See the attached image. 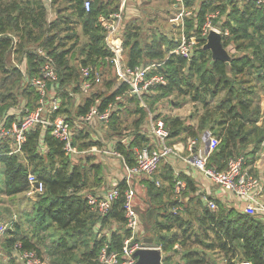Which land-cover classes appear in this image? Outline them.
I'll return each instance as SVG.
<instances>
[{"label":"trees","instance_id":"obj_1","mask_svg":"<svg viewBox=\"0 0 264 264\" xmlns=\"http://www.w3.org/2000/svg\"><path fill=\"white\" fill-rule=\"evenodd\" d=\"M66 1L70 3L67 10L76 8L78 17L83 21V32L88 36L87 43L81 47L84 56L78 65L72 63L74 55L71 52L76 43H68L73 37L69 32L74 28L68 23L67 17L61 16L59 24L48 23L46 4L42 0H0L1 84L4 86L10 82L21 85L19 97L12 91L0 94V120L6 118L9 126L16 119L9 110L20 104L19 98L26 100L23 116L26 110L36 109L39 100L35 88L25 81L22 72L6 65V56L13 48V36L18 40L15 49L17 59L26 58L27 77L39 76L45 62V57L37 53V48H42L53 57L58 93L63 100L54 115L60 114L70 121L73 99L67 88L72 87L77 91L81 87L84 80L82 68L90 67L100 73L105 58H112V53L104 43L106 31L97 23L99 15L104 13L103 8L94 4L87 11L85 0ZM215 12L219 15L213 19V24L225 17L220 28L229 32L223 38V44L232 55L230 65L220 60L213 61L211 52L203 49L205 37L200 35L201 29L207 15ZM185 31L187 35L196 34L200 41L191 61L164 52L161 48L165 42L163 38L156 37L151 45L143 49L139 41L132 42L136 33L127 32L125 46L129 49L128 65L134 67L146 61L159 63L152 74H162L167 79L166 85L152 86L150 92L154 94L144 93L143 98L149 102L153 99L150 102L152 106L160 98L176 94L202 105L196 126L179 117L165 116L163 121L168 130V139L181 135L190 137L196 141L195 150L202 145V136L207 131L220 139L219 146L208 157V167L222 171L231 158L240 156L247 163L254 161L264 141V121L258 125L261 107L254 105L257 96L254 81L262 84L264 89V6L253 0H207L202 3L194 19H185ZM175 44L167 42L169 47ZM259 70H262L261 74ZM107 76L102 82L104 90L91 93L76 112L78 115L86 114L96 99H99L100 111L113 104L108 123L109 135L124 136L122 112L128 111L127 105L132 104L134 109L130 113L137 116L133 122V136L128 144L119 141L116 150L128 165H133L134 146L143 147L148 143L140 133L147 111L140 105L137 96L128 94L127 83H117ZM117 97L122 99L117 100ZM51 129L41 125L33 127L27 133L22 155H9L8 142L0 145V177L6 195L26 194L30 189V173L45 186L44 192L36 195L32 205L33 235L27 232L19 234L20 224L16 223L15 230L9 228L10 236L6 239L4 250L8 255L15 250L33 251L40 258L42 252L38 243L41 245L42 241L37 231L54 227L59 236L48 251L51 258L48 264H95L105 247L120 254L124 239L130 235L125 226V199L122 195L126 188L125 182L119 183L120 196L105 215L92 210L83 191L101 182L99 176L102 166L91 163L90 158L85 164L72 162L65 156L63 143L51 134ZM87 139V134H77L74 140L77 149L99 144ZM250 144L253 145L252 149L246 151ZM162 161L154 175L159 171ZM155 182L152 179L145 180L148 193L153 198L157 194ZM186 182L189 189H195L192 180L186 179ZM166 183L174 192L173 172H168ZM164 187L161 188L166 190L167 187ZM185 192L171 204L169 201L162 203L163 206L157 212L160 220L152 225L155 244L161 246L165 264H219L211 257L214 253H222L225 264H264V221L261 213L239 212L219 201L216 210L201 205L198 211H193L182 201ZM181 205V212L174 214L171 211V208ZM114 223L118 224L117 229H113ZM34 236L38 237L37 242L33 241ZM177 244L181 250L175 248ZM14 262L18 264L13 255L5 264Z\"/></svg>","mask_w":264,"mask_h":264},{"label":"built area","instance_id":"obj_2","mask_svg":"<svg viewBox=\"0 0 264 264\" xmlns=\"http://www.w3.org/2000/svg\"><path fill=\"white\" fill-rule=\"evenodd\" d=\"M50 1V0H48ZM239 2L244 0H237ZM257 4L264 6V0H253ZM93 0H85L84 7L87 11L90 10ZM192 15L191 11H187L184 7L181 12L171 19L172 22L176 21V25L181 28V37L178 46L171 52L177 56H181L188 61H191L194 57V53L198 45L200 44L199 38L196 34H186L185 31V19ZM218 12L207 15L206 22L201 29L200 35L207 37L211 29L219 31L223 38L229 35L228 30L222 31L221 29L214 27L213 19L217 18ZM112 30V31H111ZM115 31V25L111 27L110 32ZM108 35L107 43L108 49L112 52L113 59L118 66L119 73L122 80L128 84L129 95L137 96L140 100V104L147 108L143 94L150 91V88L156 84H167V79L162 74H152L159 67V63H152L150 65H137L134 67L122 66V53L123 44L119 39H114ZM111 37V41L109 38ZM16 42V41H15ZM37 53L45 57V62L41 67L40 75L34 78H27V82L35 88L39 95L38 107L34 110H26L25 116L21 121H15L10 126L7 123L6 118L0 120V142H8L10 144L9 155L23 154L22 146L26 142L27 133L36 125H41L43 128L51 127V134L63 143V149L65 156L71 160L77 154H99L103 156H116L123 160L124 169L126 174L123 181L126 184L124 193V214H125V226L129 230L130 235L124 239L120 254L111 252L110 249L104 248L95 264H135L137 258L135 257L136 251L148 248L149 245L145 244L143 239L139 238L141 233V221L139 214L135 206V190L133 188V180L139 177H153L156 173L161 160L173 153V149L163 146L162 150L150 147H137L134 149L135 163L128 165L122 154L118 151L110 150L105 147L98 146L96 144L91 145L89 148L79 151L75 145V137L78 134V125L91 124L93 121H98L103 125H108L111 111L114 108L113 104H110L107 109L100 111L98 108L99 99H96L95 104L90 107V110L80 115L74 121L68 120L62 115L55 116L54 114L60 108V101L58 98L51 96L50 87L57 86V73L55 70V61L52 56L48 55L42 48H37ZM82 81L81 88L84 91H89L93 86L101 82V75L98 71L93 70L90 67L82 68ZM121 97H117V100H121ZM48 115L45 116V113ZM150 129L158 140L163 144L168 137V130L165 127L164 121L157 119L156 121L151 117ZM202 143L206 145V150L201 146L195 150L196 141L190 139L187 143V149L190 152L189 156L182 159L191 164L197 171L203 175L209 177L215 184L221 186L227 192L234 194L235 196L243 199L247 202L245 212L248 214H254L264 211V205L258 201L255 197V191L258 189L260 181L251 173L246 167L247 161L244 157L231 158L228 161L227 167L222 171H217L211 167H208V157L210 153L215 150L219 144L220 139L207 131L202 136ZM44 151V148H43ZM262 152L264 155V141L262 142ZM28 183L30 189L26 192V195L31 199H34L36 195L42 194L45 190L43 182L38 181L34 174L28 175ZM119 184L113 185L111 188L103 190L98 194L85 195L88 204L91 209L105 215L112 203L120 196ZM186 190V183L179 177V174L175 176L174 194L177 198L181 197ZM206 205L211 210L218 208L214 201L205 199ZM183 210V207L176 206L172 208V212L177 214ZM6 226L0 225V232H5ZM98 231V229H97ZM159 249L162 254V264L164 252L161 246H154ZM175 248L179 250V245H175ZM120 256V257H119ZM14 257L17 261H21L23 264H44V262L37 257L33 251H16ZM179 257V256H178Z\"/></svg>","mask_w":264,"mask_h":264},{"label":"crops","instance_id":"obj_3","mask_svg":"<svg viewBox=\"0 0 264 264\" xmlns=\"http://www.w3.org/2000/svg\"><path fill=\"white\" fill-rule=\"evenodd\" d=\"M42 1L45 2L46 4L48 23L53 22V23L59 24V20L61 16H65L68 19V23L71 26H73L74 28L73 31L69 32V34H73V37H72V40L71 39L68 40V43L69 44L76 43L75 44L76 46L72 50L71 53L72 55H74V59L72 60V63L75 65L76 64L78 65L84 56L81 54V47L82 45L87 43L88 36H86L83 32V21L82 19L78 17L76 8L67 10L66 7L70 5V3L67 2L66 0H57L56 2H54L55 0H50V1L42 0ZM159 1L161 0H93L92 5L98 4L101 6V8H103L104 13L99 15L97 23L99 25H102L104 27V30L106 31L105 37H104V43H105L106 49L110 53H112L108 49V43H107V38H106L108 35L111 34L112 35L111 37H113L114 39H119L122 41L123 53H122L121 62H122L123 67L124 66L131 67L128 65L129 49L125 46V36L128 31H131V33H136L135 34L136 36H133L132 38V42H134V40L139 41L140 46L143 49L151 45L154 42L156 37H160V39L163 38L165 42H163V45L161 46V48L164 52L166 53L169 52V55H171V52L178 46L179 40L181 37V28L179 26H177L175 23L172 24L174 28L172 30H175L172 36V33H171L172 31L169 33L167 31H161V32L159 31L160 33H158V30L160 28L156 27L153 23L149 24L150 23L149 21L154 22L155 16L157 17L162 16V18H164V16L169 17L167 13L169 12V9L168 10L165 9L163 12L155 11V7L153 6H155V4H158ZM162 1H164V3L166 1H169V3L170 2L172 3L173 1H176V0H162ZM205 1L207 0H184V2L188 5L193 4V3L198 4L197 11L199 10L202 3ZM174 6H177V5H174ZM171 19H173L172 16L169 18V20L171 21ZM113 25H115V31L109 34L111 27L113 28ZM219 29L221 28L219 27ZM147 30H150V33H148ZM141 34H147V38L148 37L152 38L151 41L144 42L143 40H141L140 38ZM111 37L109 38L110 41L112 40ZM12 39H13V48L11 52L6 56V65L7 67H10V68L14 67L20 70L22 72V76H25V79L31 78V77H27L26 58L20 57L18 60L17 55L15 54V49L18 45V40L14 36ZM167 42H174L176 44L174 47H169V45H167ZM111 63H112V68L110 67ZM152 63H150V61H146V62H142L139 65H150ZM100 74H101V82L97 84L100 87H102V82L106 75H108L107 77L110 76V79L113 81H116L117 83L124 82L119 73L118 66L116 65V62L113 59V55H112L111 60H109L108 58H105V61L100 66ZM25 81L27 82V80ZM25 81L23 80V83H26ZM50 89H51V96L58 98L60 101V106H61L63 100H62V97L58 93V87L53 86V87H50ZM96 90L97 89H95L94 87H92V89L89 91H84L81 87H79L77 91L73 90L72 87L67 88L69 95L73 99V102L71 105L72 107L71 110L73 113L72 121H74L80 116L76 112L78 107L83 105L86 101V98L91 93L96 92ZM149 92H146V93L152 94V92L150 93ZM189 103H192L193 105H190ZM196 104L198 103L192 102L191 100L190 102L189 101L183 102L179 105H177L176 103H172L170 106L172 109L169 111H165V112L171 113L172 115H165V116L179 117L182 120H187L188 124L196 126L198 123V115L202 113L201 111L197 114L196 117H194L191 110L193 106ZM24 105L26 106V100L24 101ZM25 106H24L23 111L25 110ZM19 108L20 106L15 107L14 110L12 111L13 113L11 114V115L16 114L15 121L17 122L21 121L22 118L25 116V115L23 116V114L22 116H19V112H20ZM145 109L147 111V117L145 121L143 122V124L140 126V133L144 135L146 139L148 140V143L144 146L150 147V148H157L159 150H162L163 146H167L173 149V153H171L168 156H165L162 159L163 160L162 164L156 175H154L153 177H139L133 180V188L135 190V206H136V209L139 214L140 221H141V233L139 235V238L143 240L145 238H152L154 241V246H157L155 244L156 238L152 232L153 223L157 220H160V217L157 215V212L163 206L162 203H166L169 201L171 204V202L177 199L173 192V188H170L169 184L166 183L168 172H173L174 176H176V174H179L181 176V179L185 181L186 183L185 191L186 192L184 196H182L183 197L182 201H185L186 205L188 204L189 207L193 211L195 210L198 211L201 205L207 207L205 199H209L211 201H214L216 204H217V201H219L229 208H235L237 211L244 213L247 207L246 201L235 196L232 193L227 192L221 186L215 184L209 177L203 175L201 172L197 171L191 164H189L187 161L182 159V157L186 158L189 156L190 152L187 149V143L191 138L190 137L186 138L185 135H181L178 138H169V139L167 138L162 144L150 129L151 117L155 121L160 118L157 117L158 115L154 116L151 113L150 109H148V107ZM46 115H48L47 112L45 113V116ZM161 120H163V118ZM261 122H262V118L258 122V125H260ZM80 132H83L84 134L88 135V139H87L88 141L91 140V141H94L95 143L98 142L99 143L98 146L105 147V148H108L110 150H115V151H117L116 146L119 141L124 142L125 144H128L131 139V136H133V133L130 134V132H127L128 135L110 137L108 125H103L102 123L96 120L93 121L91 124L81 125L79 123L78 134ZM3 143L0 142V145ZM200 146L204 150H206V145L202 143V145ZM135 148L137 147L134 146V149ZM79 151H82V150H79ZM88 158L92 159L91 163L100 164L102 166V171H101L99 178L101 179V182H102L103 178L105 177V183L107 186V188H103V190L111 188L113 185L119 184L120 182L123 181L126 171L124 169L123 160L121 158H118L113 155L103 156L99 154H86V155L77 154L76 156L73 157L72 162L76 163L78 161L79 163L81 162L85 164ZM246 167L251 171V173L256 175V177L260 181L259 187L255 191V197L258 199V201H260L264 205V155L262 152V146L255 160L252 162L249 161L246 164ZM102 172L105 175L102 174ZM147 179H152L153 181L154 180L156 181L155 183L157 187V194L154 195V198L148 193L147 186L145 184V180ZM186 179H190L194 182L195 184L194 190H191L187 187ZM163 185L167 187L166 190L161 188L163 187ZM83 195L85 194L83 193ZM142 197L146 198L145 202L147 204L146 211L145 209H143V212L140 209L141 207L140 199ZM197 214H199V212ZM263 214L264 213H262V215ZM262 219L264 218L262 217ZM145 227L148 228L147 233H145ZM117 228H118V224L114 223L113 229H117ZM148 233L149 235L146 236L145 234H148ZM179 250H181L180 246H179Z\"/></svg>","mask_w":264,"mask_h":264},{"label":"rangeland","instance_id":"obj_4","mask_svg":"<svg viewBox=\"0 0 264 264\" xmlns=\"http://www.w3.org/2000/svg\"><path fill=\"white\" fill-rule=\"evenodd\" d=\"M174 5H177V6H174ZM153 7H155L156 12H158V11L163 12L165 9H167V10L169 9V12H167L169 17L164 16V18H165L164 19V18H162V16H160V17L155 16L154 22L149 21L150 22L149 24L153 23L156 27H159L160 29L158 30V33H160L161 31H167L168 33L172 31L171 33L173 36V33L175 32V30H172V29H174L172 24L173 23L176 24V21L171 22L169 20V18L172 16V18L174 19V17H176L181 12L182 8L184 7L187 11L192 12V15L189 16L188 19H194L195 14L197 12L198 4L193 3V4L188 5L184 2V0H176V1H173L172 3L171 2L169 3V1H166L164 3V1L161 0V1H159L158 4H155V6H153ZM222 19H223L222 21H219L218 23H214L212 25L214 27L219 28L221 26V24L223 23V21L225 20V17H223ZM147 31H148V33H150V30H147ZM140 38L144 42L151 41V39H152L151 37L147 38V34H141ZM144 39H146V40H144ZM1 80H2V74H0V94L1 95L2 94L5 95L8 92L12 91L14 94H17L19 97L20 91H21V88H20L21 85L19 83L14 84V83L7 82L3 86L1 84ZM254 84L257 86V96L254 98L255 99L254 105H258L261 107V118L264 121V89H263V85L257 83L256 80L254 81ZM94 88L97 89L96 92H100L102 89L104 90V88L100 87L99 85H95ZM152 94H154V92H152ZM0 98H1V96H0ZM19 101H20V104L15 106V107L20 106L19 116H22L23 109L25 106L24 105L25 99L19 98ZM187 101L190 102V98H182V97L177 96L176 94H173L170 97L167 96L165 98H160L159 101L155 102L151 106L150 102L147 100L145 101V99H144V102H145L146 106L148 107V109H150L151 113L154 116L158 115V118H160V119H162L163 116H165V115H172L171 113L165 112V111H169L172 109L170 107L172 103H176V104L180 103L181 104V103L187 102ZM189 104L193 105L192 103H189ZM15 107H13V108H11V110H9L10 114L13 113L12 111L14 110ZM127 107H128L127 108L128 111L122 112V124H123L122 128H123L124 135H128L127 132H130V134L133 133V122H134V119H136V117H137L135 115H132V113H130V110L134 109V106L132 104H128ZM191 111H192V114L194 115V117H196L197 114L202 111V105L200 103L194 105ZM252 147H253V145H251V144L248 145L246 147V151L252 149ZM76 163H79V162L77 161ZM0 169H1V165H0ZM103 172H102V174H104ZM1 181L2 180L0 177V225L6 226V231L0 232V264H5L9 261V258H11L14 255L13 251H12L11 255H8L6 253V251L4 250V245L6 244V239L10 236L9 228H12V230L13 229L15 230L14 225H16V223H19L20 224V230L18 232L19 234H21L23 232L24 233L27 232V233L33 235L32 232H33L34 228H33L31 219L33 218V215H34V213L32 211L33 210L32 205H33L35 200L31 199L30 197H28L24 193L23 194L21 193V194L15 195V196L6 195L4 193L3 184ZM103 188H107L106 183H105V177L103 178L102 182H100L98 185H94V186L86 188L83 193L85 195L87 193L98 194V193H101L103 191ZM145 199L146 198H143V197L140 199V206H141L140 209L142 212H143V209H145V211H146V207H147ZM260 213L262 214V213H264V211L260 212ZM261 216L264 218V214ZM263 221H264V219H263ZM147 229L148 228L145 227V233H147ZM37 233L39 234V238H41V241H42L41 245L38 243L39 247L41 248V252H42V257H40L39 259H41V261L44 262V264H48V262L51 259L49 254H48V251L52 247L53 241L55 239H57V237L59 236V233L55 230L54 227H50L49 229H46V230L37 231ZM145 235L148 236L149 233L145 234ZM37 238H36V236H34L33 241L37 242ZM221 254L214 253L211 255V257L214 259V261H217V263L225 264L226 263L225 259ZM18 264H23V263L21 261H18Z\"/></svg>","mask_w":264,"mask_h":264},{"label":"water","instance_id":"obj_5","mask_svg":"<svg viewBox=\"0 0 264 264\" xmlns=\"http://www.w3.org/2000/svg\"><path fill=\"white\" fill-rule=\"evenodd\" d=\"M203 49L209 50L212 55L213 61L220 60L223 61L226 65H230L232 56L230 51L223 44L222 34L215 30L211 29L205 38V44ZM262 73V70H259V74ZM144 243L152 246L154 241L152 238H145ZM137 261L135 264H162V254L161 251L155 247L143 248L135 253ZM249 264V263H244Z\"/></svg>","mask_w":264,"mask_h":264},{"label":"bare ground","instance_id":"obj_6","mask_svg":"<svg viewBox=\"0 0 264 264\" xmlns=\"http://www.w3.org/2000/svg\"><path fill=\"white\" fill-rule=\"evenodd\" d=\"M144 241V240H143ZM150 246V245H149ZM150 247H154V244L152 245V246H150Z\"/></svg>","mask_w":264,"mask_h":264}]
</instances>
